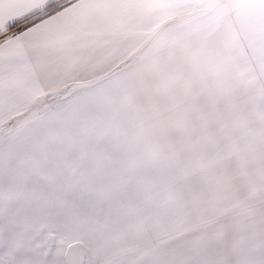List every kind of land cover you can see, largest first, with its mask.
I'll return each mask as SVG.
<instances>
[{"label": "snow or ice", "instance_id": "1", "mask_svg": "<svg viewBox=\"0 0 264 264\" xmlns=\"http://www.w3.org/2000/svg\"><path fill=\"white\" fill-rule=\"evenodd\" d=\"M0 264H264V0H0Z\"/></svg>", "mask_w": 264, "mask_h": 264}]
</instances>
